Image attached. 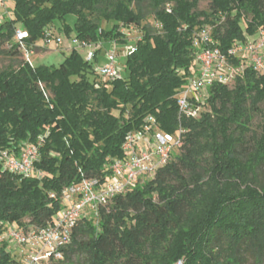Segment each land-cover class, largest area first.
<instances>
[{"label": "trees", "instance_id": "16d2710c", "mask_svg": "<svg viewBox=\"0 0 264 264\" xmlns=\"http://www.w3.org/2000/svg\"><path fill=\"white\" fill-rule=\"evenodd\" d=\"M56 21L58 31L97 49L91 61L74 48L59 66L23 58L0 70V233L54 223L65 189L109 180L113 164L126 159L127 136L153 117L166 134L182 128V146L154 176L82 218L64 259L49 264H264V70L247 66L232 84L214 83L196 119L180 116L178 106L207 47L197 45L202 34L225 55L256 41L264 0H12L0 24V55H24L19 28L34 52ZM129 27L140 41L126 36ZM114 41L135 51L126 74L106 80L99 53ZM30 147L38 148L41 176L5 168V152ZM8 246L0 242V264H24Z\"/></svg>", "mask_w": 264, "mask_h": 264}, {"label": "built area", "instance_id": "2783aa9c", "mask_svg": "<svg viewBox=\"0 0 264 264\" xmlns=\"http://www.w3.org/2000/svg\"><path fill=\"white\" fill-rule=\"evenodd\" d=\"M9 5L10 0H0V24L8 15ZM134 30L133 27H129L124 28L123 32L133 42L140 41L141 38L134 37ZM26 37L24 30L17 29L15 42L24 50V60L32 64L31 56L34 52L29 51L24 44ZM72 40L73 46L69 49L73 50L77 46L87 47L86 60L91 61L94 58L93 45L81 42L75 37H72ZM51 41H56L58 47L64 45L62 38L55 36L54 30L45 33V42ZM199 43L197 45L202 43L207 47L198 53L196 58L198 70L189 78L178 99L180 116L192 119L198 118L202 109L207 107L209 89L214 83L232 84L247 66L264 70L263 32L256 41L236 45L227 55L213 47V40L206 33L202 34ZM118 47L116 41L112 42V49L106 55V62L97 68L100 76L106 80L122 76L118 67ZM123 48L125 57L135 51L133 43L126 44ZM231 58L240 59L243 64L236 66L230 62ZM184 133L181 128L175 135L166 134L160 130L153 117L148 118L147 125L142 131L127 136L123 148L127 155L126 159L113 164L112 177L109 180L101 182L98 179H84L81 183L67 187L63 194L64 207L56 216L54 223L44 228L12 226L5 233H0V242H7L8 249L9 247L21 249L20 257L24 264H49L63 260V250L71 244L78 222L91 213L97 214L101 206L107 205L117 195L125 194L135 187L141 177L154 176L160 167L171 160L173 150L182 146ZM3 159L5 168L12 173L28 178L42 175L34 168V163L38 159L37 147H30L18 155L5 152Z\"/></svg>", "mask_w": 264, "mask_h": 264}, {"label": "rangeland", "instance_id": "374dc122", "mask_svg": "<svg viewBox=\"0 0 264 264\" xmlns=\"http://www.w3.org/2000/svg\"><path fill=\"white\" fill-rule=\"evenodd\" d=\"M12 1V0H10ZM209 1H203L200 3V9L201 10H208L209 9ZM75 21V17L70 16L67 19V22L70 24H73ZM63 23L61 21H56L55 22V27L54 33L56 37L62 38L64 45L63 47H58L56 41H51L50 43L45 42V40H40L36 43V49H34V54L31 56V63L34 67L38 66H59L65 58L71 53L70 47L73 46V40L72 37L74 34H72V37H68L67 34H65L63 31L60 32L57 30V28L61 27ZM97 46H94L93 50ZM11 48V45L6 44L4 46V49L6 51H9ZM79 52L84 56L85 59H87V52L88 49L87 47H80L77 46ZM112 49V44L109 42L103 46L101 49V52L99 53V65L97 63V68L101 65H103L106 62V55L107 53ZM119 55H118V67L122 73V75L126 74L125 71V62H126V57L124 55V48L119 45ZM23 62V56L19 55H10V54H5V55H0V70L6 69L9 66H13L17 68L21 63ZM261 122V117L260 116H255L254 121H253V129L257 131L258 125ZM150 177V176H149ZM148 177V178H149ZM12 251L15 253H18L19 256H21V249L19 248H13L9 247ZM248 257L249 263H252V259Z\"/></svg>", "mask_w": 264, "mask_h": 264}]
</instances>
